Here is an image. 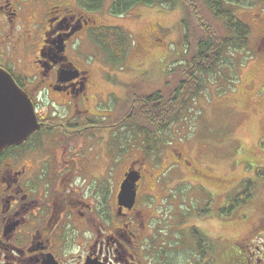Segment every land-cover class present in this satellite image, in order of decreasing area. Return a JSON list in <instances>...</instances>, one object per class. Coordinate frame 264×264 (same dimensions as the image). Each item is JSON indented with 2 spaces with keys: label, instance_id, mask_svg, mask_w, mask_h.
I'll return each instance as SVG.
<instances>
[{
  "label": "rangeland",
  "instance_id": "rangeland-1",
  "mask_svg": "<svg viewBox=\"0 0 264 264\" xmlns=\"http://www.w3.org/2000/svg\"><path fill=\"white\" fill-rule=\"evenodd\" d=\"M64 1L82 8L79 0ZM111 4L112 0H103L98 10L85 12L94 20V25L88 26L91 29L120 27L126 33L122 62H114L97 47L89 35L91 29L80 35L78 50L75 45L76 53L68 56L77 65H86L98 105L101 109L111 107L110 113L118 119L133 109L134 96L172 92L189 69L200 30L182 0L171 9L166 4H140L122 14L111 13ZM224 5L248 25L247 45L225 49L211 72L196 74L201 82L198 93L161 130L144 124L150 131L147 135L138 127L119 128L113 145L118 189L128 162H142L146 172L136 205L144 209L151 199L152 223L157 227L152 242L181 254L182 264L187 258L199 260L203 254L197 246L195 257H189L195 242L191 229L205 234L208 254L212 253L205 264L234 263L264 211V181L257 179L262 174L253 175L254 168L251 170V164L264 168V53L257 42L264 33V0H225ZM52 97L60 101L56 94ZM40 107L54 111L48 102ZM191 167L203 178L194 176ZM251 175L258 182L253 189L240 183ZM198 179L200 182L194 181ZM223 198L233 209L220 215L216 208Z\"/></svg>",
  "mask_w": 264,
  "mask_h": 264
},
{
  "label": "flooded vegetation",
  "instance_id": "flooded-vegetation-1",
  "mask_svg": "<svg viewBox=\"0 0 264 264\" xmlns=\"http://www.w3.org/2000/svg\"><path fill=\"white\" fill-rule=\"evenodd\" d=\"M75 5L0 0V67L27 94L39 124L22 144L0 153V264H182L181 254L152 242L151 199L144 209L136 205L146 172L142 162L129 161L120 180L129 170L139 171L133 207L118 205L113 145L118 129L126 126H118L122 116L117 119L111 107L100 108L86 65L68 56L94 25L90 14ZM257 42L264 53V33ZM47 102L52 113L40 107ZM251 168L253 175L260 170ZM191 171L203 178L196 167ZM253 175L240 183L253 189L257 179L264 181ZM227 207L223 198L216 212L224 215ZM258 223L240 256L228 264H264L263 214ZM197 246L191 244L189 257H195ZM208 253L184 264H205Z\"/></svg>",
  "mask_w": 264,
  "mask_h": 264
},
{
  "label": "trees",
  "instance_id": "trees-1",
  "mask_svg": "<svg viewBox=\"0 0 264 264\" xmlns=\"http://www.w3.org/2000/svg\"><path fill=\"white\" fill-rule=\"evenodd\" d=\"M86 11L98 10L103 0H79ZM178 0H112L110 12L122 14L135 5L154 6L166 4L169 9L174 8ZM191 16L196 20L200 34L195 41V51L190 57L189 69L183 72V79L169 95L156 91L151 95L133 97V109L123 115L119 124L126 127H138L143 133L146 131L144 124L161 130L167 123L172 121L177 113L189 99L194 97L200 88L201 82L196 74L211 72L214 65L219 61L222 52L230 48H242L248 43L250 29L246 23L239 20L232 9L225 6V0H182ZM227 2V1H226ZM157 3V4H156ZM163 6V5H162ZM221 23H217V21ZM186 19L184 20V35L187 37ZM94 43L107 56L122 62L124 59L123 48L127 39L126 33L120 27H98L90 32ZM152 137V134H150ZM150 136L148 137V140ZM156 141V140H155ZM156 143V142H155ZM263 145V144H262ZM259 172L264 177V168ZM248 195H246V198ZM238 202V200H236ZM228 209V213L232 211ZM264 219V213H263ZM191 236L197 242L199 250L204 253L207 250L204 234L191 230ZM203 245V246H202Z\"/></svg>",
  "mask_w": 264,
  "mask_h": 264
},
{
  "label": "water",
  "instance_id": "water-1",
  "mask_svg": "<svg viewBox=\"0 0 264 264\" xmlns=\"http://www.w3.org/2000/svg\"><path fill=\"white\" fill-rule=\"evenodd\" d=\"M39 129L36 114L27 94L13 77L0 67V153L10 145H20ZM138 171L125 174L118 192V204L131 208L136 197Z\"/></svg>",
  "mask_w": 264,
  "mask_h": 264
}]
</instances>
